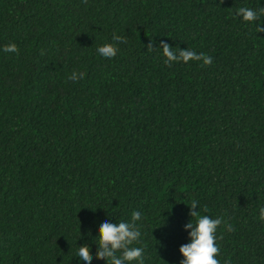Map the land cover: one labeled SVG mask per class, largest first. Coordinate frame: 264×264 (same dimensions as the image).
<instances>
[{
  "label": "trees",
  "instance_id": "16d2710c",
  "mask_svg": "<svg viewBox=\"0 0 264 264\" xmlns=\"http://www.w3.org/2000/svg\"><path fill=\"white\" fill-rule=\"evenodd\" d=\"M241 7L264 0H0V264H107L100 224L134 211L144 264H180L193 200L219 264H264V16Z\"/></svg>",
  "mask_w": 264,
  "mask_h": 264
},
{
  "label": "clouds",
  "instance_id": "9594fccd",
  "mask_svg": "<svg viewBox=\"0 0 264 264\" xmlns=\"http://www.w3.org/2000/svg\"><path fill=\"white\" fill-rule=\"evenodd\" d=\"M87 3V0H83ZM224 0H220L222 4ZM237 15L243 18L244 22L256 24L261 21V17L264 16V7H260L258 10L241 7L237 11ZM264 22L258 24L256 32H264ZM113 40L116 42L126 43L125 38L114 35ZM148 51H158L162 49L163 56L166 57L164 63L171 67L174 62H183L185 64L190 61H203L204 65H211L212 58L204 53L197 54L192 49L180 50L179 47L173 49L169 44L161 42L159 48H154L153 43L147 45ZM5 52L16 53L19 55L20 49L15 43L5 45ZM119 51V48L113 43H107L97 48L99 55L106 59L114 58ZM86 73L73 72L68 79L76 82L79 79H83ZM198 201L193 200L190 205L189 215L192 217L191 221L185 225L186 229H191L190 243L184 244L180 247V253H182L184 259L180 264H219V260L216 258L219 253V245L216 233L219 226L222 224V218H210L208 215H201L200 211H197ZM259 219L264 221V207L260 208ZM193 218H196L195 223ZM142 219V214L139 211L132 213L131 222L120 221L119 223H109L104 221L99 226L98 236V250L97 259L105 260L107 264H144L145 261V248L135 247L134 244L141 242V232L136 224V221ZM231 225H228V231H232ZM146 247V246H145ZM77 256L83 262V264H91L92 255L90 248L86 244L80 246ZM227 264V262H226Z\"/></svg>",
  "mask_w": 264,
  "mask_h": 264
}]
</instances>
